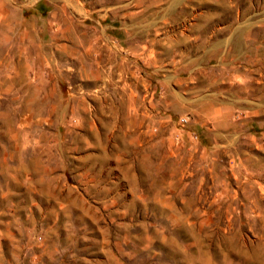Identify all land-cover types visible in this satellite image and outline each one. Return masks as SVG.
Returning <instances> with one entry per match:
<instances>
[{"label":"rangeland","instance_id":"374dc122","mask_svg":"<svg viewBox=\"0 0 264 264\" xmlns=\"http://www.w3.org/2000/svg\"><path fill=\"white\" fill-rule=\"evenodd\" d=\"M0 264H264V0H0Z\"/></svg>","mask_w":264,"mask_h":264},{"label":"built area","instance_id":"2783aa9c","mask_svg":"<svg viewBox=\"0 0 264 264\" xmlns=\"http://www.w3.org/2000/svg\"><path fill=\"white\" fill-rule=\"evenodd\" d=\"M186 121V119L184 117L180 118V123L183 124Z\"/></svg>","mask_w":264,"mask_h":264}]
</instances>
